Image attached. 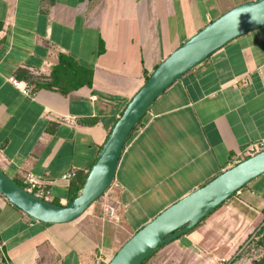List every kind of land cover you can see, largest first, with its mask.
Returning a JSON list of instances; mask_svg holds the SVG:
<instances>
[{
    "label": "crops",
    "instance_id": "obj_1",
    "mask_svg": "<svg viewBox=\"0 0 264 264\" xmlns=\"http://www.w3.org/2000/svg\"><path fill=\"white\" fill-rule=\"evenodd\" d=\"M242 1L0 0L2 169L21 182L34 172L52 200L66 203L74 176L64 173L90 169L145 71ZM61 52L95 68L92 87L63 93L20 75L50 74ZM261 140L264 25L231 39L152 103L92 210L72 221L44 222L0 192L3 250L13 264H96L100 252L111 259L137 229ZM103 201L114 214L103 216ZM263 221L264 173L144 264H252L244 244Z\"/></svg>",
    "mask_w": 264,
    "mask_h": 264
},
{
    "label": "water",
    "instance_id": "obj_2",
    "mask_svg": "<svg viewBox=\"0 0 264 264\" xmlns=\"http://www.w3.org/2000/svg\"><path fill=\"white\" fill-rule=\"evenodd\" d=\"M263 25L264 0H245L214 17L173 49L129 99L88 170L81 190L66 203L26 189L1 166L0 192L41 221L66 222L78 218L111 186L130 134L152 103L182 75L231 39ZM263 173L264 148L168 205L137 229L107 264H142L154 250L188 232Z\"/></svg>",
    "mask_w": 264,
    "mask_h": 264
},
{
    "label": "trees",
    "instance_id": "obj_3",
    "mask_svg": "<svg viewBox=\"0 0 264 264\" xmlns=\"http://www.w3.org/2000/svg\"><path fill=\"white\" fill-rule=\"evenodd\" d=\"M94 73H95L94 67L86 66L80 63L71 54L66 53V52H61L59 55V61L52 66L50 74L48 75L37 74L39 77L35 78L34 76L35 73L33 72L31 73V72H28L27 70H24L20 73V75L23 78H27L29 81L35 82L36 87H42V86L56 87L63 93H68L71 90L79 89L80 87L84 85L92 87L94 84ZM149 74L150 73L146 70L145 80L147 79ZM146 113L144 114V116L146 115ZM143 117L138 122V124L135 126L134 130L141 124ZM134 130L131 132L130 136L132 135ZM87 174H88V171H82V172L76 171L74 177H72L71 179L70 186H69L70 197L76 196L79 193V191L81 190L84 184ZM15 180L18 181L20 184L24 185L23 182H21L20 180L18 179H15ZM53 201L60 202L56 198H53ZM160 247L154 250L147 257L146 260H148L150 256L154 254ZM144 262L142 264H144ZM252 264H264V254L260 256L258 259H255Z\"/></svg>",
    "mask_w": 264,
    "mask_h": 264
},
{
    "label": "built area",
    "instance_id": "obj_4",
    "mask_svg": "<svg viewBox=\"0 0 264 264\" xmlns=\"http://www.w3.org/2000/svg\"><path fill=\"white\" fill-rule=\"evenodd\" d=\"M10 79L14 84L18 85L24 93L30 94L31 89L26 82L21 81L20 79H18L17 77H14V76H12ZM74 117L75 116H73V115H64L62 118L65 121H71V120H74ZM263 148H264V140L256 141L247 147V149L245 150V156H249V155H251V154H253V153H255V152H257ZM75 173H76V169L72 168L69 171H67L66 173H64V177L70 178V177L74 176ZM23 182H24L23 186L26 189L34 192L37 195L44 197V198L51 199L50 189L46 186L45 181L43 179H41L40 177H38L34 172L28 171L27 173H25L24 177H23ZM103 208H104V210H103V216L104 217H107L108 215L114 214L113 206H111L108 202L103 201ZM260 228H261V225L258 229L254 230L252 232V234L248 237V239H246V242L244 244L245 247L249 244V242L253 238L258 237V231ZM3 244H4V241H2L0 239V264H13L12 261L10 260V258L7 257L5 251L3 250ZM109 260L110 259L107 257L106 254H104L103 252H100L96 256V262L95 263L96 264H107V262Z\"/></svg>",
    "mask_w": 264,
    "mask_h": 264
},
{
    "label": "rangeland",
    "instance_id": "obj_5",
    "mask_svg": "<svg viewBox=\"0 0 264 264\" xmlns=\"http://www.w3.org/2000/svg\"><path fill=\"white\" fill-rule=\"evenodd\" d=\"M101 197H99L97 200L93 202V204L85 211L87 213L88 211L92 210L93 206L95 205L98 200H100ZM264 221L262 222V224ZM261 224V228L258 231V237L253 238L249 244L246 246L245 253L254 259H258L260 256L264 254V224ZM248 239V238H247ZM243 254V253H242Z\"/></svg>",
    "mask_w": 264,
    "mask_h": 264
}]
</instances>
